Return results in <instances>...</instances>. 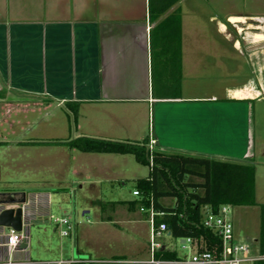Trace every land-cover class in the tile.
<instances>
[{
	"label": "crops",
	"instance_id": "obj_1",
	"mask_svg": "<svg viewBox=\"0 0 264 264\" xmlns=\"http://www.w3.org/2000/svg\"><path fill=\"white\" fill-rule=\"evenodd\" d=\"M194 3L0 0L1 132L7 131L3 124L14 131L21 121L28 122L17 116L21 107L54 117L50 126L43 119L40 131L58 125L61 111L73 113L74 120L66 139L10 140L1 135L0 146L65 147L67 159H77L111 154L66 143L78 137L147 140V146L154 138L161 151L254 164L256 194L257 165L262 162L257 158L256 103L264 101V85L255 83L260 77L255 61L246 58L247 40L238 23L262 19L264 25V14L206 17L194 10ZM256 34L263 36L264 44V26ZM0 191H26L31 223H52L50 192L8 184ZM134 196L112 201V213H105L108 204L103 202L95 220L73 225L74 240L60 245L49 241L54 252H37L35 258L29 250V227L27 247L22 242L11 249L4 244L6 228L0 226V260L48 264L79 258L95 261L71 264H157L155 259L176 264L159 252L174 251L169 242L152 253L151 225L147 213L130 203L138 198ZM165 235L170 237L169 232Z\"/></svg>",
	"mask_w": 264,
	"mask_h": 264
},
{
	"label": "rangeland",
	"instance_id": "obj_2",
	"mask_svg": "<svg viewBox=\"0 0 264 264\" xmlns=\"http://www.w3.org/2000/svg\"><path fill=\"white\" fill-rule=\"evenodd\" d=\"M196 2L193 6L194 10L202 12L206 17L217 13L219 17L225 19L228 12L264 14V0H233L231 4L228 1L218 0H210V2L196 0ZM262 22V19L251 21L244 19L238 23L242 36L247 40L246 47H243L244 51L248 52L246 58L250 60V63L252 59L255 61L256 74L260 77L255 79L257 85H264V44L261 40L263 36L254 35V33L263 30ZM258 25L260 28H250L258 27ZM242 77L243 71L240 68L239 79L241 80ZM27 109L21 107L17 116L21 120L26 117L28 122L21 121L20 128L14 131L9 128V125L3 124L2 128H6L7 131L2 133L0 130V137L5 135L4 138L10 140H44L60 136L59 139H66L72 132L70 127L74 124L73 113L70 112L67 115L61 111L58 125L40 131L38 126L43 123L42 120L46 118L45 120H48L46 124L50 126L51 122H55L54 117ZM256 109L257 158L262 161L257 165L258 203L231 206L228 215L234 222L237 241L252 244L255 250L260 246L259 239L264 216L262 208L264 205V154L262 152L264 151V101H258ZM41 148L38 146L35 148L0 146V186L5 184L12 187L31 186L51 193L52 223H43L39 226L35 223L29 225L31 242L29 250L33 252V258L37 252L50 253L51 248L47 246L49 241L60 245V243L66 244L74 240V230L67 236L61 235L64 225L58 224L57 218H68L73 225L80 221L95 220L101 214L100 206L103 202L108 204L105 213H112L110 205L112 201L135 198L133 190L136 188V179L148 177L151 170L149 164L139 162L132 153L96 154L77 159L70 156L67 159L64 153L67 150L65 147ZM79 154L83 153L79 151ZM45 229L48 230L45 231ZM5 230L9 232V228ZM162 242H169L176 252L177 259L190 257L193 253L192 249L184 248L178 238L164 235ZM51 251L54 252V250Z\"/></svg>",
	"mask_w": 264,
	"mask_h": 264
},
{
	"label": "trees",
	"instance_id": "obj_3",
	"mask_svg": "<svg viewBox=\"0 0 264 264\" xmlns=\"http://www.w3.org/2000/svg\"><path fill=\"white\" fill-rule=\"evenodd\" d=\"M66 143L83 151L132 153L139 162L149 165L152 154L154 164L150 166L149 176L136 180L135 189L140 191L141 196L130 203L137 207H149L152 196L155 208L163 212L156 216L157 225L165 223L171 237H191L202 248L219 249L222 246L220 236L202 223L205 205L218 213L223 205L258 203L255 194L256 167L249 162L159 149L150 153L147 140L129 142L83 136ZM262 208L264 210V205ZM259 240L260 250L264 253V216ZM159 252H163L166 258L177 259L175 251L164 249Z\"/></svg>",
	"mask_w": 264,
	"mask_h": 264
},
{
	"label": "built area",
	"instance_id": "obj_4",
	"mask_svg": "<svg viewBox=\"0 0 264 264\" xmlns=\"http://www.w3.org/2000/svg\"><path fill=\"white\" fill-rule=\"evenodd\" d=\"M154 138L150 139L148 144V149L152 153L156 147ZM150 166H153V156L150 154ZM134 195L137 197L141 196L138 189L133 191ZM229 205H223L218 213L214 212L209 205H205L203 208V218L202 223L204 226L212 229L217 235L222 239L221 248L215 247L214 249L202 248L197 240L191 237L182 238L181 243L184 248H190L193 253L190 257L184 259L168 260V262L176 264H264V253L261 252L260 246L257 250L254 249L252 244L241 243L236 239L235 227L233 221L228 217L230 212ZM140 211L147 213L148 220L151 225V237L150 246L151 251L154 254L155 251L160 250L163 247L162 237L167 232L171 234L169 227L165 223H160L157 225L156 216L163 214L154 206V199L150 197L149 207L140 206ZM56 222L58 224L64 225L61 229V234L67 236L73 229V224L68 218H57ZM5 245L8 248L16 249L20 246L22 242L27 239V234L25 232L16 231L14 229H9V232L5 235ZM155 263L161 264L164 261L152 259ZM92 259H79L74 258L70 260L60 259L57 261H51L48 264H71L73 262H84L90 263L94 262ZM33 263L31 260H15L9 258L7 260H0V264H30Z\"/></svg>",
	"mask_w": 264,
	"mask_h": 264
},
{
	"label": "water",
	"instance_id": "obj_5",
	"mask_svg": "<svg viewBox=\"0 0 264 264\" xmlns=\"http://www.w3.org/2000/svg\"><path fill=\"white\" fill-rule=\"evenodd\" d=\"M28 203L26 191H0V226L25 232L32 220Z\"/></svg>",
	"mask_w": 264,
	"mask_h": 264
}]
</instances>
